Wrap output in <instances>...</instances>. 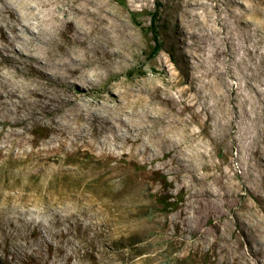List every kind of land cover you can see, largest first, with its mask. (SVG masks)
Listing matches in <instances>:
<instances>
[{"label": "rangeland", "instance_id": "374dc122", "mask_svg": "<svg viewBox=\"0 0 264 264\" xmlns=\"http://www.w3.org/2000/svg\"><path fill=\"white\" fill-rule=\"evenodd\" d=\"M162 2L0 0V264H264V0Z\"/></svg>", "mask_w": 264, "mask_h": 264}, {"label": "trees", "instance_id": "16d2710c", "mask_svg": "<svg viewBox=\"0 0 264 264\" xmlns=\"http://www.w3.org/2000/svg\"><path fill=\"white\" fill-rule=\"evenodd\" d=\"M120 5H125V0H116ZM164 4L162 0H155L154 8L148 12L149 23L148 25L141 27L145 34L150 37V44L148 46V50L146 52V60L154 59L161 50L164 48L163 40L161 39V32L163 28V24L161 23V14L162 8ZM131 19L133 22L141 26V23L137 20L139 13L130 12ZM166 206V204H164Z\"/></svg>", "mask_w": 264, "mask_h": 264}]
</instances>
